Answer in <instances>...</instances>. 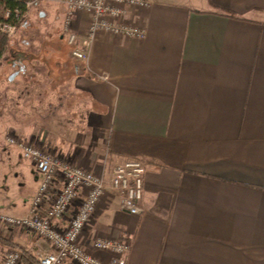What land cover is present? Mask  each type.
Listing matches in <instances>:
<instances>
[{"label":"crops","instance_id":"crops-1","mask_svg":"<svg viewBox=\"0 0 264 264\" xmlns=\"http://www.w3.org/2000/svg\"><path fill=\"white\" fill-rule=\"evenodd\" d=\"M64 1L36 2L38 18L53 20L40 50L19 46L0 63V212L27 215L41 181L8 136L107 179L139 158L143 213L122 210L108 190L84 247L95 236L126 237L128 264H264V0H149L125 16L146 27L144 38L99 32L81 45L84 60L63 32ZM88 23L86 13L73 18L81 44ZM16 248L36 255L51 245L0 225V264Z\"/></svg>","mask_w":264,"mask_h":264},{"label":"built area","instance_id":"built-area-1","mask_svg":"<svg viewBox=\"0 0 264 264\" xmlns=\"http://www.w3.org/2000/svg\"><path fill=\"white\" fill-rule=\"evenodd\" d=\"M41 0H29L26 10L16 8L7 10L1 24V31L6 35L15 32L29 14L30 7ZM63 32L67 43L72 47V55L86 59L87 52L81 48L95 39L99 32L142 39L147 29L143 24L127 22L125 16L130 8H148L149 0H65ZM77 13H86L89 23L84 35V42L79 43L80 34L73 29V18ZM10 144L17 145L23 158L30 160L41 175L38 189L30 204L27 215L18 216L0 212V225L18 227L35 232L50 243L51 249L36 253L39 264H128L132 240L126 237L95 236L90 248L82 244V234L90 223L98 206L108 190L121 198V208L131 214L140 215L144 211L142 200L146 165L139 158H129L116 164L109 179L102 173L73 164L59 155L14 136L7 138ZM60 179L62 185L56 186ZM85 193L74 215L65 228H60L56 220L65 214L77 196ZM50 197V205L45 215L40 209ZM105 252V257L95 252ZM22 254L18 249H9L4 253L1 264H21Z\"/></svg>","mask_w":264,"mask_h":264},{"label":"rangeland","instance_id":"rangeland-1","mask_svg":"<svg viewBox=\"0 0 264 264\" xmlns=\"http://www.w3.org/2000/svg\"><path fill=\"white\" fill-rule=\"evenodd\" d=\"M38 9H39L38 7H35L34 5H32L30 7L28 16L25 18V21H23L22 24L17 26L15 32L11 35L5 34L6 36H8V41H9V44L11 46L9 48V52L6 55V58H8L11 54H18V52L20 51V50H17L19 48V46H22V48L25 49L26 51H30V50L31 51H35V50L37 51L40 48L39 47L41 45L39 42L40 40H36V39H38V37L40 36V33L43 31L44 27L50 28V24H53V20L52 19L51 20L46 19V18L43 20H40V18H38V16L36 15L37 13H39L41 11V9H39V10ZM30 21H32V24H30L31 27L29 29H27L26 25H29V23H31ZM2 22L3 21H0V35L4 34L1 31ZM23 39H25V40H23ZM30 40H32V41H30ZM29 41H30V45L28 46L27 44ZM32 42L34 43V45ZM30 47H33V48L31 49ZM4 60H5V57L3 58L2 61H4ZM11 71H13L12 68H11ZM13 74H15L14 79L17 78L19 75L18 72H13ZM11 75H9V77H8L9 79H10ZM9 79H8V82H10ZM5 81L7 82V80H4L2 83L4 84ZM0 148H2L1 143H0Z\"/></svg>","mask_w":264,"mask_h":264},{"label":"trees","instance_id":"trees-1","mask_svg":"<svg viewBox=\"0 0 264 264\" xmlns=\"http://www.w3.org/2000/svg\"><path fill=\"white\" fill-rule=\"evenodd\" d=\"M28 1L29 0H0V21H3L4 14L7 10L13 11L16 8H20L21 10L25 11L26 3ZM10 47L11 46L8 41V36H6L5 34H1L0 35V63L3 60V58L7 55V53L9 52ZM18 250L21 251L23 264H39V262L37 261L36 255H33L30 251H27L25 249H18Z\"/></svg>","mask_w":264,"mask_h":264},{"label":"water","instance_id":"water-1","mask_svg":"<svg viewBox=\"0 0 264 264\" xmlns=\"http://www.w3.org/2000/svg\"><path fill=\"white\" fill-rule=\"evenodd\" d=\"M15 77V74H12L11 77H10V80H13Z\"/></svg>","mask_w":264,"mask_h":264}]
</instances>
